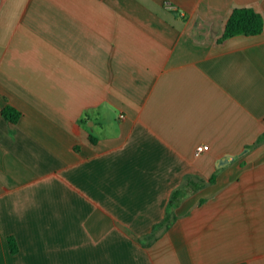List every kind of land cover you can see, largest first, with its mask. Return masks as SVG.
Masks as SVG:
<instances>
[{
  "label": "crops",
  "instance_id": "obj_1",
  "mask_svg": "<svg viewBox=\"0 0 264 264\" xmlns=\"http://www.w3.org/2000/svg\"><path fill=\"white\" fill-rule=\"evenodd\" d=\"M0 264H264V0H0Z\"/></svg>",
  "mask_w": 264,
  "mask_h": 264
},
{
  "label": "trees",
  "instance_id": "obj_2",
  "mask_svg": "<svg viewBox=\"0 0 264 264\" xmlns=\"http://www.w3.org/2000/svg\"><path fill=\"white\" fill-rule=\"evenodd\" d=\"M262 30L263 19L259 14L249 8L234 9L226 22L221 40L239 35L255 36ZM2 116L7 121L14 123L18 119L19 113L11 107H6L2 110ZM7 241L11 253H15L17 251L15 241L12 238H8Z\"/></svg>",
  "mask_w": 264,
  "mask_h": 264
},
{
  "label": "built area",
  "instance_id": "obj_3",
  "mask_svg": "<svg viewBox=\"0 0 264 264\" xmlns=\"http://www.w3.org/2000/svg\"><path fill=\"white\" fill-rule=\"evenodd\" d=\"M208 150V147L206 145H201L196 148L195 156H198L200 153L205 152Z\"/></svg>",
  "mask_w": 264,
  "mask_h": 264
}]
</instances>
